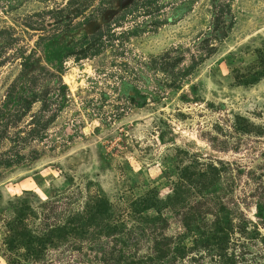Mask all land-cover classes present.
Returning <instances> with one entry per match:
<instances>
[{
    "label": "rangeland",
    "instance_id": "rangeland-1",
    "mask_svg": "<svg viewBox=\"0 0 264 264\" xmlns=\"http://www.w3.org/2000/svg\"><path fill=\"white\" fill-rule=\"evenodd\" d=\"M262 45L264 0H0V264L18 200L78 207L90 191L136 235L259 223L264 264ZM33 82L49 87L31 106Z\"/></svg>",
    "mask_w": 264,
    "mask_h": 264
},
{
    "label": "trees",
    "instance_id": "trees-1",
    "mask_svg": "<svg viewBox=\"0 0 264 264\" xmlns=\"http://www.w3.org/2000/svg\"><path fill=\"white\" fill-rule=\"evenodd\" d=\"M94 44L85 43V47L77 54L85 56ZM256 50L258 66L251 74L253 80L258 81L264 77V45ZM62 61L60 58L48 57V62L55 67L61 65ZM41 65L39 59L24 61L23 70L12 83L6 100L9 101L13 89L21 79L23 81L26 73H30L32 66ZM48 87L47 83L39 86L31 83L28 103L32 106L41 101L40 94L48 90ZM32 136L36 139L42 137L39 129H35ZM0 160L3 166H8L13 159L1 155ZM177 194L174 191V203L178 199ZM65 198L50 197L48 201L40 199L33 205L31 200H28L31 205L21 199L17 201L16 216L9 222L5 221L8 253L2 255L6 264L51 263L54 262L52 251L59 248L63 249L61 253L64 257L57 264H257L262 256L251 252V248L262 241L259 223L253 224L254 228H251L242 221V224L239 223L238 235L223 225L213 231L195 234L190 227L191 223L186 221L187 232L176 236L157 233L148 237L136 235L129 223L117 218L115 205L102 191L88 192L78 207H72L73 201L61 204ZM132 208L136 212L135 207ZM257 215L264 224V201L258 203ZM30 218L40 222L34 227L25 224ZM142 244L148 247L142 249ZM85 248L88 249L86 256H91L89 260L80 257L79 252Z\"/></svg>",
    "mask_w": 264,
    "mask_h": 264
}]
</instances>
